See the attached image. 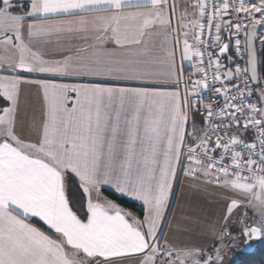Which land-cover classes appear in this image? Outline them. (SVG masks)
I'll return each instance as SVG.
<instances>
[{"label": "snow or ice", "instance_id": "6c2138e0", "mask_svg": "<svg viewBox=\"0 0 264 264\" xmlns=\"http://www.w3.org/2000/svg\"><path fill=\"white\" fill-rule=\"evenodd\" d=\"M20 7L17 0H0V70L8 73L0 75V99L6 103L0 107V264H117L135 254L142 256L138 264H223L219 247L215 257L205 258L202 249L160 243L157 232L178 168L238 194L226 205L225 223L241 207L239 197L260 208L258 224L245 225L237 235L219 233L224 247L246 252L254 241L264 242V106L245 105L243 99L258 89L264 102V77L258 72L264 63V0H191V12L179 8L177 0H29L23 11H17ZM222 32L228 34L226 43ZM74 35L84 46L63 47L59 58H46L43 49L53 37L59 45ZM233 37V55L244 63L229 57L235 68L221 72L209 46L223 56ZM106 42L116 49L103 47ZM181 43L182 58H196L199 65L207 51L216 82L242 81L232 89H215L225 98L217 115L237 128V114L246 115L243 128L258 131V144L245 143L239 132L217 135L213 142L210 131L227 133L232 125L212 124L185 150V108L208 84L207 70L197 67L202 78L183 99L178 90H163L172 83ZM24 83L42 92L40 119L30 136L17 131L23 127L18 105ZM179 84L177 78L172 86ZM205 107L211 121L213 107ZM70 177L86 197V219L74 210ZM105 191L140 202L143 219ZM33 218L56 238L30 223Z\"/></svg>", "mask_w": 264, "mask_h": 264}, {"label": "crops", "instance_id": "0c3cea01", "mask_svg": "<svg viewBox=\"0 0 264 264\" xmlns=\"http://www.w3.org/2000/svg\"><path fill=\"white\" fill-rule=\"evenodd\" d=\"M17 2L22 6L23 4L28 5L29 0H17ZM191 0H177V5L179 8L188 7ZM135 10V9H129ZM188 11L191 12V8L188 7ZM173 26H175V20H173ZM264 34V33H260ZM53 43L45 46L43 51L45 52L46 58H59L61 55V50L63 47H78L84 46V42L75 38V35L69 43L67 37L61 40L60 44L56 43L55 37L52 38ZM162 37H157L156 41L159 42ZM182 42L183 36H180ZM189 42L192 43L191 36L189 37ZM89 44L96 43L95 41H89ZM108 49H116V45L111 42H106L102 45ZM169 47H172L171 37H169ZM182 43L175 51V68L176 72L172 77V83L163 90L175 91L178 90L181 93V98L183 99L185 91L181 86L184 76V70H190L191 72H198L197 67H200L196 58L189 61L183 59L181 56ZM3 53L0 52V55ZM8 73L0 70V75H7ZM26 79H46V76L39 74H25ZM179 78L180 84L179 88H175V80ZM57 82H71V81H57ZM112 86H123V87H151L153 85L148 83L139 82H118L113 83ZM6 106V103L2 106ZM71 106V105H69ZM42 110V92L35 84L24 83L20 86V97L18 105L19 120L23 122V127H18L17 131L24 136H30V129L33 122H38L40 119ZM187 120L185 124V133L187 125L190 121L188 107L185 108ZM178 172V169H177ZM177 187L176 194L173 197V219L169 224V228L164 232L161 244L167 242L173 245L177 249H192L199 248L202 249L201 255L203 257L212 256L215 257V249L220 248L221 254L224 257L223 264H236L237 252L232 248H226L221 245V241L218 239V235L222 230L228 232L239 233L240 229L245 225L257 224L254 220L259 221L260 213H254L253 204H249L247 199L239 197L242 201L241 206L249 208V214L244 213L241 217L242 212L239 214L235 212L232 213L231 217L225 223V209L230 198L238 197L237 193L225 190L223 187L216 184L208 183L205 184L201 180L193 179L191 177L185 176L183 172L176 177ZM127 198V197H126ZM130 199V198H128ZM131 200V199H130ZM134 201V200H132ZM141 205L140 202L134 201ZM142 206V205H141ZM121 207V206H120ZM123 208V207H122ZM125 209V208H124ZM126 210V209H125ZM240 210V209H239ZM127 211V210H126ZM129 212V211H128ZM131 214L138 219H143L131 212ZM240 216L238 222L233 224L235 218ZM166 217V213H165ZM255 218V219H254ZM165 220V219H164ZM162 221L157 235L160 237V232L164 224ZM38 221V219L33 218L29 222ZM40 222V221H39ZM42 223V222H40ZM43 224V223H42ZM35 226V225H34ZM48 235H55L47 229ZM42 230V229H41ZM43 231V230H42ZM233 234V233H232ZM142 259V256L135 254L132 256L118 258L117 264H138ZM188 264V262H186Z\"/></svg>", "mask_w": 264, "mask_h": 264}, {"label": "built area", "instance_id": "2783aa9c", "mask_svg": "<svg viewBox=\"0 0 264 264\" xmlns=\"http://www.w3.org/2000/svg\"><path fill=\"white\" fill-rule=\"evenodd\" d=\"M209 3H211V0H209ZM213 35H215L214 29H213ZM204 39H206V40L208 39L207 33L205 34ZM234 43H235V38H234ZM201 50L205 51V49H203V48ZM209 50L213 51V49H211L210 46H209ZM234 51H235V46H234ZM215 58L216 57L214 56V59ZM235 59H236V64L243 65V63H244L243 60L237 59L236 57H235ZM212 65H213V61L208 59V55H207V51H206L205 52V63L203 65H200V67H203L207 70L208 88L207 89H201L198 92V94H196L194 96H190V103L188 105L189 115L190 116L191 115H199L201 117H205V124H204L202 130L197 135L194 136L195 137L194 139H191L188 137L185 138V150H186V147L189 145L195 146L199 142L197 138L202 137L206 131H210L212 124L220 125L221 129H224L229 124L232 125V127L228 129L227 133H225V131H223V130L210 131V135L212 137L213 142L215 141V137L217 135H219V136L233 135V134H236L237 132H239L240 139H242L245 143L257 142V144H258V141H257L258 131L254 130L252 128H248V129L243 128L244 120L247 118L246 115H241L239 113L237 114V116L240 117V127L239 128L236 127V125L233 121H230L228 119H224V118L220 117L219 115H217V113H219L221 111V109L224 107L225 98H224L223 92L216 93L215 89L221 88L222 85L225 88L232 89L236 83L242 82V81L234 80L232 83H228V82L222 80L221 82H216L213 79ZM201 78H202V74L200 72L195 74L193 72L186 70L184 72V79H183V82L181 84L185 93H186V89L187 90L192 89V87H193L192 82H194L197 79H201ZM185 81H189V83H187V85H186ZM250 86H251V84H250ZM235 94H236L235 92H232L229 95H235ZM243 99H244L245 105L247 103H254V104H257L258 107L260 106V100L258 99L255 91L253 92V95L251 97L247 96V93H245V97ZM206 105H212L213 110H214V115H213L211 121H209L207 119V110L205 107ZM219 151L220 150H217V152H219ZM182 159H184V158L182 157ZM186 162H187V160L184 159V163H186Z\"/></svg>", "mask_w": 264, "mask_h": 264}, {"label": "trees", "instance_id": "16d2710c", "mask_svg": "<svg viewBox=\"0 0 264 264\" xmlns=\"http://www.w3.org/2000/svg\"><path fill=\"white\" fill-rule=\"evenodd\" d=\"M26 8V4H23L20 9L17 11H23ZM261 76L264 77V63H261L260 67ZM262 84H264V80H262ZM261 84V85H262ZM5 104V101L0 99V107ZM201 130L195 131V135L199 133ZM79 182L74 177H70L68 179V187L70 191V199L74 202V210L77 211V214L81 216L82 219H86V197H84L82 189L78 186ZM105 196L109 199H113L117 202L121 207L125 208L127 211L134 213L140 218H143V207L126 198V197H119L117 195H113L110 192H103ZM33 225L39 227L43 231H46V228L42 223L39 221H32ZM264 253V247H258L257 251L255 252H237V263L236 264H264V257L261 255Z\"/></svg>", "mask_w": 264, "mask_h": 264}, {"label": "rangeland", "instance_id": "374dc122", "mask_svg": "<svg viewBox=\"0 0 264 264\" xmlns=\"http://www.w3.org/2000/svg\"><path fill=\"white\" fill-rule=\"evenodd\" d=\"M222 70H223V67H222ZM261 87H264V84H262ZM255 91H256L257 95L259 96V90L256 89ZM260 106H264V102L261 101V105ZM204 124H205V117H201L199 115H193L192 119L189 121V123L187 125L188 127L186 129L185 137H186V134H187L189 138L194 139L195 138L194 137L195 131L202 130ZM189 129H191V132L188 134ZM178 187H179V185H178ZM178 187H177V182L174 181V184H173V192H172V194L170 196V200H169V207H168V210L166 211V217H165L164 224H163V227H162L161 232H160V243L162 241V237L164 235V232L169 228L168 226H169L170 222L173 219V207H174L173 197H174V194H176L175 192H176V190H178ZM253 208H254V213H256V212L260 213V208L255 203H253ZM248 210H249L248 207L246 208L244 206H241L240 208H238L234 212L236 214H239L240 211H244L241 214V217H243V215H244L245 212H247L249 214V211ZM256 217L259 218V221H256L255 218H254L255 219L254 221L257 222V224H258L260 222L261 217L260 216H256ZM239 218H240V216H237L235 218L233 224H235L236 222H238V219ZM231 233H233V235H237V232H231ZM223 243L224 242L221 241V245L222 246H223ZM258 247H264V242L254 241L252 247L248 251H246V252H255V251H257ZM243 253H245V252H243ZM261 255L264 257V253L261 254Z\"/></svg>", "mask_w": 264, "mask_h": 264}, {"label": "water", "instance_id": "95a60500", "mask_svg": "<svg viewBox=\"0 0 264 264\" xmlns=\"http://www.w3.org/2000/svg\"><path fill=\"white\" fill-rule=\"evenodd\" d=\"M226 33V32H225ZM223 42H228V34L226 33V38L224 39V41ZM231 48H232V45H231V47H230V49H229V51L226 53L227 54V56H228V58L230 57V50H231ZM257 51H258V53L260 52V48H259V44H257ZM216 54H217V56H218V58L221 60L222 58H223V56H220L219 55V53H218V49L216 50ZM222 62L223 63H225V61L224 60H222ZM227 64H228V68L227 69H225L224 71H227L229 68H231L232 67V63H229V59H228V61H227ZM260 67H261V64L258 66V72L260 73V75H261V72H260ZM223 71V72H224ZM233 81V80H232ZM232 81H227L228 83H231ZM262 84V83H261Z\"/></svg>", "mask_w": 264, "mask_h": 264}, {"label": "flooded vegetation", "instance_id": "af4514ba", "mask_svg": "<svg viewBox=\"0 0 264 264\" xmlns=\"http://www.w3.org/2000/svg\"><path fill=\"white\" fill-rule=\"evenodd\" d=\"M222 60L225 61V65H226V63H227V61H228V56H227V54H224V55H223V58L221 59V61H222Z\"/></svg>", "mask_w": 264, "mask_h": 264}]
</instances>
